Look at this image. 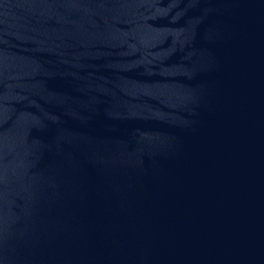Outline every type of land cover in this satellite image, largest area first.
Segmentation results:
<instances>
[{
  "label": "water",
  "instance_id": "obj_1",
  "mask_svg": "<svg viewBox=\"0 0 264 264\" xmlns=\"http://www.w3.org/2000/svg\"><path fill=\"white\" fill-rule=\"evenodd\" d=\"M0 264H264V0H0Z\"/></svg>",
  "mask_w": 264,
  "mask_h": 264
}]
</instances>
